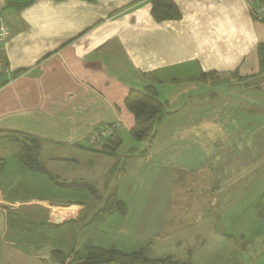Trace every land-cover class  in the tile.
<instances>
[{"label": "crops", "instance_id": "crops-1", "mask_svg": "<svg viewBox=\"0 0 264 264\" xmlns=\"http://www.w3.org/2000/svg\"><path fill=\"white\" fill-rule=\"evenodd\" d=\"M172 2L179 18L157 21L152 0H0L10 29L0 42L7 66L0 75L1 264H22L18 257L43 249L34 235L42 225L80 219L85 196L74 202L61 191H86L85 201L116 192L123 211L113 207L85 224L111 213L112 243L84 242L129 254L153 237L165 241L171 226L212 225L227 201L261 182L264 69L257 46L264 22L244 0ZM147 86L164 115L153 138L136 140L125 97ZM114 122L121 141L114 155L87 146ZM24 149L39 170L21 162ZM15 175L28 178V188L14 182L13 191L24 193L7 191L13 181L5 178ZM95 177L108 187L98 190ZM72 182L95 192L59 185ZM54 209L66 211L61 220ZM171 214L178 219L171 222ZM182 215L192 221L181 222Z\"/></svg>", "mask_w": 264, "mask_h": 264}, {"label": "rangeland", "instance_id": "rangeland-1", "mask_svg": "<svg viewBox=\"0 0 264 264\" xmlns=\"http://www.w3.org/2000/svg\"><path fill=\"white\" fill-rule=\"evenodd\" d=\"M15 176L5 178V180L11 179L13 181L6 180L7 183L12 182L10 183L11 185L5 183L10 194L15 191H13L14 188L19 190V187L14 182L18 181L24 188L29 186L26 176ZM94 179V185L98 190L108 187L107 185H102V177H95ZM24 188L22 191L15 192L24 193ZM249 189L246 194H239V197L235 195V199L227 201L230 207L228 210L210 217L209 220L212 221V225L205 222L188 228L178 226L176 230L171 226L169 227L170 230H167L169 236L165 241H161L160 238H151L150 244L146 248L147 254L154 258L169 257L171 260L189 261V264H264V172L261 182L255 186L251 185ZM53 192L54 194L57 192L55 187ZM84 192L86 195L81 193V191L71 193L61 191L60 196L61 198H71L74 202L81 201L83 196H85L84 201H82L85 205L83 212L85 220L82 214L77 222H67V219L63 218L64 220L62 221L66 223L63 222L55 226L42 225L40 230H34V235H39L41 243H44L45 246H43V249H38L39 247L31 248L29 255L18 257L21 258L22 264H38L41 261L45 262V264H52L49 255L53 249L62 251V253L54 251L55 259L53 264H59V259H62V256L65 258L66 256L76 255V257L84 258L85 251L81 247L84 240L88 237H92L96 245L110 246L112 243L110 241L112 237L111 213L104 221L94 222L95 224H92V227L87 228L88 225H85L96 215L98 209L105 204V197L100 196L102 200H99V197H90L85 201L86 196L89 194L86 191ZM39 194L41 195V193ZM183 196L188 198L189 192H185ZM173 209L172 206L171 212H173ZM52 213L55 220H61L66 211L54 209ZM100 218H97V220ZM173 219L178 218L177 216L173 217V214H171L170 221L172 222ZM180 221L192 220L191 217L182 215ZM164 234L165 232L161 235ZM116 239V237H113V241ZM72 247L75 250H69ZM115 247L117 246L115 245ZM128 247L124 246L122 249L127 250Z\"/></svg>", "mask_w": 264, "mask_h": 264}, {"label": "trees", "instance_id": "trees-1", "mask_svg": "<svg viewBox=\"0 0 264 264\" xmlns=\"http://www.w3.org/2000/svg\"><path fill=\"white\" fill-rule=\"evenodd\" d=\"M151 12L157 21L177 19L180 16L172 0H152ZM257 53L261 67L264 69V42L258 44ZM124 103L126 108L129 109L134 116V123L131 128V135L134 139L146 140L153 138L156 133L157 125L161 122L164 115L163 104L159 100L155 88L153 86H147L142 89H131L126 95ZM115 133L104 138L99 147L87 146L101 151V153L106 155H114L121 145V141L114 138ZM144 152L145 151L141 152V154ZM19 155V159L23 164L29 168L38 169L34 155L31 154L29 150L24 149ZM59 185L71 189L86 188L89 191L95 192L94 186L87 183L72 182ZM104 201L105 204L99 208L94 218L104 215V213L108 212L113 207L121 211H123L125 207L124 203L117 199L116 192L106 196ZM82 248L85 251L84 258L76 257V255H71L70 257L66 256L65 258L62 256V259H59V264H189L188 262L171 260L169 257L150 259L145 255L146 248L125 254L113 247L102 248L94 246L89 240L82 244ZM55 252L61 251L55 250Z\"/></svg>", "mask_w": 264, "mask_h": 264}, {"label": "built area", "instance_id": "built-area-1", "mask_svg": "<svg viewBox=\"0 0 264 264\" xmlns=\"http://www.w3.org/2000/svg\"><path fill=\"white\" fill-rule=\"evenodd\" d=\"M247 4L248 10L256 21H264V0H244ZM9 26L3 16L0 14V42L7 39L9 36ZM7 70V66L5 64V60L0 55V75L5 73ZM119 122L106 126L97 132H95L92 136L88 137L86 142L87 145L99 147L104 138L113 135L117 128Z\"/></svg>", "mask_w": 264, "mask_h": 264}]
</instances>
